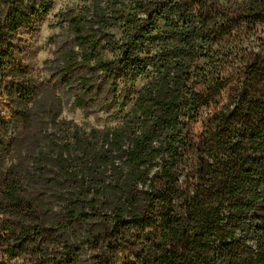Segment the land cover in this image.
Segmentation results:
<instances>
[{
	"label": "trees",
	"instance_id": "obj_1",
	"mask_svg": "<svg viewBox=\"0 0 264 264\" xmlns=\"http://www.w3.org/2000/svg\"><path fill=\"white\" fill-rule=\"evenodd\" d=\"M213 5L77 0L60 12L53 57L36 76L53 0H0V165L20 139L8 108L40 129L45 119L34 113L45 92L53 110L67 94L86 116L120 120L76 126L66 147L77 156L58 158L59 175L42 150L27 147L0 188L10 256L29 255L30 264H264V58L247 65L237 104L215 112L199 142L191 134L230 81L209 70L221 50L214 47L248 13L264 18V0L238 15ZM191 163L196 175L184 186ZM58 183L65 192L56 211L59 196L46 191Z\"/></svg>",
	"mask_w": 264,
	"mask_h": 264
},
{
	"label": "rangeland",
	"instance_id": "obj_2",
	"mask_svg": "<svg viewBox=\"0 0 264 264\" xmlns=\"http://www.w3.org/2000/svg\"><path fill=\"white\" fill-rule=\"evenodd\" d=\"M256 0H209V4H214L212 10L214 12L224 11L222 9L223 4H227L226 11L231 9V13L234 12L238 15L241 12H247L252 8V5ZM77 0H53L54 7L43 24L40 41H39V54L37 58V70L34 75L44 76L46 74L45 64L53 57L55 45L53 44V36L57 35L61 31V27L57 25L59 20V14L62 10L75 4ZM234 13V14H235ZM232 14L230 16H232ZM235 27L225 35V37L219 41L218 47L221 49L215 54L210 61L209 70L213 74L220 73L222 76L229 78V82L223 87L220 95L216 97L210 107H203L200 116L197 121L191 126L192 136L199 142L200 135L205 131H210L214 126L216 120V113L218 111L225 110L227 107H234L237 104L236 95L239 89L242 88V84L246 80L245 72L247 71V65L252 64L256 58H264V18L256 20L248 13L241 21H237ZM118 35L121 36V31H118ZM147 77H141L136 83V87L140 88ZM198 88L204 89L205 87L199 86ZM64 102L66 105L62 110L51 107L54 103V99L51 93L45 92L39 105L34 113L36 118H44L45 121L40 129L38 127L29 126L25 120V117L13 113L11 108H8L7 117L13 116L15 123H18L16 127L11 129V134L17 132L20 136L17 144V149L6 160L4 167L0 165V188L5 186V182L12 178L13 168L18 163L22 162L23 157L26 154L28 146L36 151V154L42 150L47 156L49 167L52 168L53 173L59 175V163L58 158L62 157L65 160L71 155L66 147L67 141L73 139V131L77 126H82L87 130L90 128L104 129L109 126L116 125L120 122L118 119H112L105 113L98 115L86 116L84 113L75 107H73V100L69 95L64 94ZM127 109L126 112H128ZM54 115V118L51 115ZM52 119L55 120L52 123ZM42 131V132H41ZM21 134V135H20ZM197 137H196V136ZM194 140L193 138H190ZM40 142V147L35 148V143ZM77 156L76 153H72L70 159H74ZM71 163V160L68 161ZM54 168V169H53ZM51 176L52 172L46 173ZM196 171L191 163L189 168L183 170L181 183L186 186L188 183L193 182ZM48 194H57L59 197L55 199L54 204L56 211L61 208V201L63 199L62 194L65 192V186L63 184H57L51 190L46 191ZM1 212V209H0ZM0 213V220L2 219ZM2 223L0 221V261L6 260L9 264H30L31 256L25 254H17V257L9 255L8 242L5 238V231H3Z\"/></svg>",
	"mask_w": 264,
	"mask_h": 264
},
{
	"label": "water",
	"instance_id": "obj_3",
	"mask_svg": "<svg viewBox=\"0 0 264 264\" xmlns=\"http://www.w3.org/2000/svg\"><path fill=\"white\" fill-rule=\"evenodd\" d=\"M0 264H9V262H7L6 260H2L0 261Z\"/></svg>",
	"mask_w": 264,
	"mask_h": 264
}]
</instances>
